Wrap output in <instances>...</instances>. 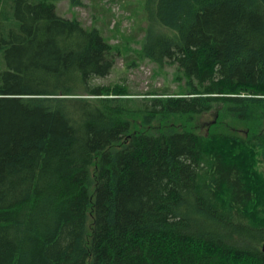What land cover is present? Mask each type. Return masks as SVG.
I'll return each mask as SVG.
<instances>
[{"label":"trees","instance_id":"obj_1","mask_svg":"<svg viewBox=\"0 0 264 264\" xmlns=\"http://www.w3.org/2000/svg\"><path fill=\"white\" fill-rule=\"evenodd\" d=\"M60 1L0 0V264H264V0H140V48Z\"/></svg>","mask_w":264,"mask_h":264},{"label":"rangeland","instance_id":"obj_2","mask_svg":"<svg viewBox=\"0 0 264 264\" xmlns=\"http://www.w3.org/2000/svg\"><path fill=\"white\" fill-rule=\"evenodd\" d=\"M84 5L72 6L69 0H62L57 3V12L67 18H76L86 27L97 26L103 33L110 37L111 43L117 44L123 38L128 42V46L140 48L143 33L139 32V22L141 17L134 15L133 8L141 9L140 0H83ZM132 5V6H131ZM133 7V8H132ZM120 24L119 35H114L113 31ZM131 35H136V43L131 41ZM134 58L136 56H133ZM123 57H119L117 64L110 75L98 79L99 84H127L137 91H148L152 87H164L165 84L176 89L177 84L173 81L174 67H163L160 69L155 64L145 61H137L136 66L127 67ZM129 61L128 64H130Z\"/></svg>","mask_w":264,"mask_h":264},{"label":"water","instance_id":"obj_3","mask_svg":"<svg viewBox=\"0 0 264 264\" xmlns=\"http://www.w3.org/2000/svg\"><path fill=\"white\" fill-rule=\"evenodd\" d=\"M262 251L264 252V244H263V246H262Z\"/></svg>","mask_w":264,"mask_h":264}]
</instances>
